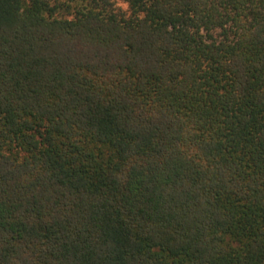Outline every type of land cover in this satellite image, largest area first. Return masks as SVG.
I'll return each instance as SVG.
<instances>
[{
    "label": "trees",
    "instance_id": "trees-1",
    "mask_svg": "<svg viewBox=\"0 0 264 264\" xmlns=\"http://www.w3.org/2000/svg\"><path fill=\"white\" fill-rule=\"evenodd\" d=\"M0 264H264V0H0Z\"/></svg>",
    "mask_w": 264,
    "mask_h": 264
},
{
    "label": "rangeland",
    "instance_id": "rangeland-1",
    "mask_svg": "<svg viewBox=\"0 0 264 264\" xmlns=\"http://www.w3.org/2000/svg\"><path fill=\"white\" fill-rule=\"evenodd\" d=\"M121 6H122L123 8H126V5H125V4H123V3H121Z\"/></svg>",
    "mask_w": 264,
    "mask_h": 264
}]
</instances>
